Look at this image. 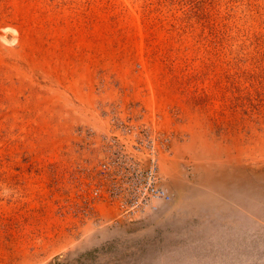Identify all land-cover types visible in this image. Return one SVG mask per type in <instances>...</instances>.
<instances>
[{
    "label": "rangeland",
    "instance_id": "374dc122",
    "mask_svg": "<svg viewBox=\"0 0 264 264\" xmlns=\"http://www.w3.org/2000/svg\"><path fill=\"white\" fill-rule=\"evenodd\" d=\"M0 264H264V0H0Z\"/></svg>",
    "mask_w": 264,
    "mask_h": 264
},
{
    "label": "built area",
    "instance_id": "2783aa9c",
    "mask_svg": "<svg viewBox=\"0 0 264 264\" xmlns=\"http://www.w3.org/2000/svg\"><path fill=\"white\" fill-rule=\"evenodd\" d=\"M152 154H154V152H152ZM149 168L150 169H145V172L142 174L143 177L141 178L146 182V185L143 187L144 194H149L157 198L164 197L169 199L171 195L157 183V174L154 172L156 167L152 165L149 166Z\"/></svg>",
    "mask_w": 264,
    "mask_h": 264
},
{
    "label": "bare ground",
    "instance_id": "6f19581e",
    "mask_svg": "<svg viewBox=\"0 0 264 264\" xmlns=\"http://www.w3.org/2000/svg\"><path fill=\"white\" fill-rule=\"evenodd\" d=\"M14 31H15V30H14ZM3 38H4V40H5L6 42H9L10 44H11V43H14V42L17 40V38H16L15 36L13 37V39H8V37H7L6 35H4Z\"/></svg>",
    "mask_w": 264,
    "mask_h": 264
}]
</instances>
